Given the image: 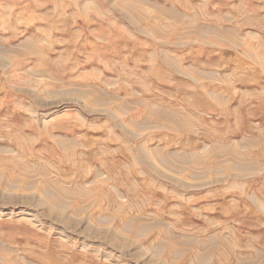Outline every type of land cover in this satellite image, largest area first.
<instances>
[{"label":"rangeland","instance_id":"rangeland-1","mask_svg":"<svg viewBox=\"0 0 264 264\" xmlns=\"http://www.w3.org/2000/svg\"><path fill=\"white\" fill-rule=\"evenodd\" d=\"M0 264H264V0H0Z\"/></svg>","mask_w":264,"mask_h":264}]
</instances>
